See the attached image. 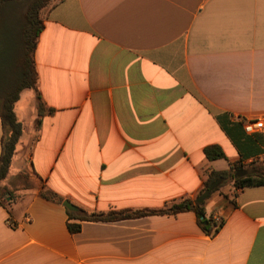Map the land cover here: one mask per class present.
Masks as SVG:
<instances>
[{
  "label": "crops",
  "instance_id": "crops-1",
  "mask_svg": "<svg viewBox=\"0 0 264 264\" xmlns=\"http://www.w3.org/2000/svg\"><path fill=\"white\" fill-rule=\"evenodd\" d=\"M35 62L0 183V264H264V186L207 201L225 221L215 236L191 211L72 234L63 205L159 210L196 201L213 171H260L264 0H64L44 15ZM5 135L0 120V156ZM215 145L226 159L207 160Z\"/></svg>",
  "mask_w": 264,
  "mask_h": 264
},
{
  "label": "trees",
  "instance_id": "trees-1",
  "mask_svg": "<svg viewBox=\"0 0 264 264\" xmlns=\"http://www.w3.org/2000/svg\"><path fill=\"white\" fill-rule=\"evenodd\" d=\"M64 0H0V120L4 126L5 137L0 156V183L9 175L12 161L18 144L23 135V126L18 121L15 107L21 94L26 90L38 89V73L36 69L35 53L38 39L44 29V15L51 8ZM47 108L39 98V116H44ZM40 126V120L37 127ZM208 161L226 159L220 146H210L204 151ZM243 166L231 167L226 171H213L204 179V187L199 196L215 182L222 181L209 198L201 204L195 200H185L180 203L159 210L114 211L109 213L88 212L80 209L79 212L68 211L70 233L78 234L82 229V222H118L122 220L143 218L153 215H173L184 212H194L200 227L210 236H215L224 226L221 219L217 223L206 211L207 201L226 185H232L237 192L244 188L264 186V176L251 171V174L236 178ZM259 170L264 173V166ZM47 199L62 204L63 200L52 193H43Z\"/></svg>",
  "mask_w": 264,
  "mask_h": 264
},
{
  "label": "water",
  "instance_id": "water-1",
  "mask_svg": "<svg viewBox=\"0 0 264 264\" xmlns=\"http://www.w3.org/2000/svg\"><path fill=\"white\" fill-rule=\"evenodd\" d=\"M258 174H262L264 176V173H261V171H257ZM249 175V172L247 170H240L236 173L235 177L236 178H242V177H246ZM222 181H218L215 182L213 185L210 186V188L208 190H206L202 195H200L197 199H196V203L197 204H201L204 201H206L209 196L211 195V193L218 188L221 185ZM64 207H66L69 211L71 212H79V209L74 206L71 202L69 201H65L63 203Z\"/></svg>",
  "mask_w": 264,
  "mask_h": 264
},
{
  "label": "built area",
  "instance_id": "built-area-1",
  "mask_svg": "<svg viewBox=\"0 0 264 264\" xmlns=\"http://www.w3.org/2000/svg\"><path fill=\"white\" fill-rule=\"evenodd\" d=\"M262 129H263V122L261 120L248 121L244 125V130H245L246 134H249V135H253L257 132H260V131H262ZM214 219L217 223H220L222 218L220 216H218Z\"/></svg>",
  "mask_w": 264,
  "mask_h": 264
},
{
  "label": "rangeland",
  "instance_id": "rangeland-1",
  "mask_svg": "<svg viewBox=\"0 0 264 264\" xmlns=\"http://www.w3.org/2000/svg\"><path fill=\"white\" fill-rule=\"evenodd\" d=\"M226 188H227V185L224 186V187H222L220 190H221V191H227ZM227 189H228V188H227ZM234 193H235V191H234Z\"/></svg>",
  "mask_w": 264,
  "mask_h": 264
}]
</instances>
